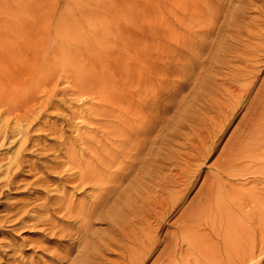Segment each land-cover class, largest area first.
<instances>
[{
	"label": "rangeland",
	"instance_id": "374dc122",
	"mask_svg": "<svg viewBox=\"0 0 264 264\" xmlns=\"http://www.w3.org/2000/svg\"><path fill=\"white\" fill-rule=\"evenodd\" d=\"M0 36L9 41L10 71H30L27 79L20 77L18 83L25 89L37 84L36 95L42 103L29 117L34 119L32 128L20 123L26 132L23 141L0 146V264H59L58 255L62 257L69 247L68 235L80 226L72 221L74 209L83 201L90 205L102 194L88 190L83 195L76 182L65 180L76 171H69L64 164L67 150H73L78 158L85 152L88 160L87 149L100 146L95 144L99 140L108 147L103 138L107 126L93 111L103 99L98 94L83 97L74 85L78 76L98 78L103 73L114 81L120 77V97L143 109L139 120L132 121L133 128L150 132L147 139H153L152 146L148 142L137 144L132 155L108 168V174L125 165L128 169L143 166L153 153L158 154L154 163L158 170L150 179H143L142 186L148 188L141 187L140 193L129 189L135 178L142 180L139 173L137 179L134 167L129 173L135 176H129L135 178L122 183L126 185L124 195L116 199L117 195L106 194L105 203L110 202L113 209L112 204L119 202L120 196H129L130 190L129 204L138 202L131 208L138 204L133 209L146 211L143 215L151 221L148 227L125 225L124 235L132 237L118 234L124 239L122 249L111 246L112 252L108 249L104 260L98 262L264 264V0H0ZM37 54L41 60L34 63ZM5 64L0 60V76ZM78 108H92L83 124L75 119ZM0 115V120L9 116L8 125L14 124L16 114L2 110ZM78 134L84 136V146L76 141ZM164 152L168 158H163ZM101 156L105 154L101 152ZM160 181L164 183L158 186ZM139 196L148 206L153 204L158 215L151 206H147L148 212ZM68 204L73 209L67 217V211L57 208ZM109 207L103 211L107 213ZM105 213L92 222L91 232H109V221L102 216ZM129 213L127 221L132 219ZM133 238L141 241L129 243ZM147 243L154 244L152 253ZM167 244L169 248L176 246L173 252L170 248L172 257L161 254ZM79 246V242L71 246V258Z\"/></svg>",
	"mask_w": 264,
	"mask_h": 264
},
{
	"label": "bare ground",
	"instance_id": "6f19581e",
	"mask_svg": "<svg viewBox=\"0 0 264 264\" xmlns=\"http://www.w3.org/2000/svg\"><path fill=\"white\" fill-rule=\"evenodd\" d=\"M5 52L4 54H6V58L3 57V53ZM13 53V52H12ZM15 55V54H14ZM13 55V56H14ZM9 56H11V49L9 47V41L7 38H4V37H1L0 36V60L2 62H5V66H4V73L1 74L0 76V114L3 110V113L4 114H16L14 118L12 115L11 117H13L15 119V122L13 125L10 126V124L8 125V122L6 120H8L9 116H7L6 120L5 121H2L3 119H1L0 121H2L1 123L3 125L0 126V146H3L5 144H11V143H14V142H19L20 140H22V138H24L26 132L23 131L20 123H24L26 124L27 123V127L30 126L32 124V122H34V119L32 120H29V117H31V115H34L35 113V109L37 107H40L42 105V103H40V98L37 97L36 93H37V89H38V85L37 84H31V86L27 89H25L21 84H19L18 82V79L20 77H25L27 76L28 74H30V71H26V68L24 70L21 71L20 69V64L21 62L23 61V59L21 60V62L19 64H17V66L19 67L20 71L17 70V72L19 71V73L17 74H13V72L10 71L11 68H9ZM108 56V55H107ZM12 57V56H11ZM10 57V58H11ZM70 57V56H69ZM80 57V56H79ZM14 58V57H13ZM16 60H17V57H15ZM71 58V57H70ZM73 58V57H72ZM25 59V58H24ZM76 59V58H74ZM108 59V58H107ZM113 59V58H112ZM13 60V59H11ZM35 63V61H38V60H41V56H39L38 54L34 56V59H32ZM116 60V59H115ZM120 60V59H119ZM28 61V60H27ZM19 62V61H18ZM26 62V61H25ZM76 62V61H74ZM122 62V61H121ZM12 63V61H11ZM107 63V62H106ZM123 63V62H122ZM32 64V62H31ZM74 64V63H73ZM82 64V63H81ZM14 65V64H13ZM22 65V64H21ZM27 65V64H26ZM36 65V64H35ZM70 65V64H69ZM80 65V64H79ZM118 65L120 66L121 63H118ZM23 66H24V63H23ZM52 66V65H51ZM85 66V65H84ZM83 66V68L85 69V67ZM128 66V65H127ZM11 67V66H10ZM16 68V65L14 66ZM33 67V66H32ZM61 67V66H60ZM24 68V67H23ZM22 68V69H23ZM66 68V67H65ZM68 68V67H67ZM71 68V67H70ZM82 68V69H83ZM106 68V67H105ZM104 68V69H105ZM124 68V67H123ZM133 68V67H132ZM50 69V68H49ZM120 69V67H119ZM125 69H127L125 67ZM61 70V69H60ZM92 70V69H91ZM97 70V69H96ZM107 68H106V72H107ZM112 70V69H111ZM115 70V69H114ZM14 71V69H13ZM16 71V70H15ZM47 71H49L47 69ZM46 71V72H47ZM81 70H79V73H80ZM84 71V70H83ZM100 71V70H99ZM118 71V69H117ZM116 71V72H117ZM3 72V71H2ZM1 72V73H2ZM35 72V71H34ZM44 72V70H43ZM53 72V71H51ZM61 72V71H60ZM73 72V71H72ZM75 72V71H74ZM73 72V74H74ZM148 72V71H147ZM16 73V72H14ZM85 73V72H84ZM109 73V72H108ZM107 73V74H108ZM115 73V72H114ZM157 73V72H156ZM159 73V72H158ZM45 74V73H44ZM43 74V75H44ZM59 74V73H58ZM65 76H66V73L64 72ZM72 74V75H73ZM86 74V73H85ZM91 74V73H90ZM96 74V72H95ZM94 74V75H95ZM105 73L101 74V76H98V78H92V75L90 78H87V76H78L77 79L75 80L74 78V85L79 88V92L81 93V95L83 96L84 94H87L89 96H91L92 94L95 95V94H98L99 97L101 99H103L104 102H102L101 107L102 109L100 108V105L99 106H93L94 108V112H96L99 116H100V120L103 121V123L107 126V130L105 131V136L103 137L104 140L108 143V147H106V145L104 143H101L100 140L98 143H95V144H99L100 143V146L98 145V147H95V146H91L89 147L87 150H88V154L90 156V159L86 160V153L83 152V154H81V156L78 158L77 154L75 155L73 150H67L66 151V159H67V162L66 164L64 165H68L69 167V171H76L72 174H69L67 177H66V181H70V182H76V186H78L79 188L82 189V194L84 195L86 191L88 190H98L100 191L102 194L98 197V199H95L93 200L92 202H90V205H86V204H89V203H84L85 201L81 202V204L78 206L77 208L74 209V213L73 215H69L70 213H72V209L69 204L67 206H63V205H59L57 209H61V211L65 210L67 211V217L68 216H71L72 218V221L73 223H80V226L78 228V230L72 234H69L68 237H69V240L67 242H69V244L67 246H69L67 249H64V255L62 257H59L58 255V258H59V264H62L61 262H66L67 264H98L99 262L98 261H102V259L104 260V253H106L108 251V249L111 247V246H114V247H118L122 244V240L124 239H119V235L118 234H121L123 235V238L126 237V238H129L127 236L124 235V227L125 225L128 227V226H133L134 224H141V225H145V226H149V221L150 220V217L149 216H144L143 214L146 212L144 209V213L140 210H136V209H133V208H137L138 207V204H136V207H133L131 208L132 206H134L135 204L132 205L133 202H135V200L132 201V203L129 204V200H132L131 199V196L130 195H133L134 194V191H138L139 190H142L140 189L141 187H146V186H142L143 185V179L145 180L146 177H150L153 176V173H154V170L157 168L158 170V166H156L155 168V158L158 154L156 153H153L154 154V157L152 156L149 163H147V161H145V159H142V164H143V160L146 162L145 164L142 165H139L137 164V166H130V168L128 169L127 168V165L126 168H117L115 169L114 172H111L108 174V168H111V167H115L114 165L118 164V162L120 161V159H123V158H126L130 155H132L134 152V150H136V145L139 144V143H143V142H148L151 144H153L151 141L153 139H151L150 137V141H147V136L148 133L150 134V132L148 133H144L142 130L140 129H136V128H133L132 126V121H136V120H139V117L142 116L143 114V109L141 110V105L139 106H135L133 105L129 100V102L127 100H123V98H121L119 95L120 91H121V84H122V81L120 79V72H118V80L115 78V81L113 80V78L111 79H108L105 75ZM111 74V73H110ZM117 74V73H116ZM126 74V73H125ZM143 74V73H142ZM167 74V73H166ZM42 75V74H41ZM82 75V74H81ZM89 75V74H88ZM93 75V76H94ZM55 76V75H54ZM165 76V75H164ZM31 77V76H30ZM34 77V76H33ZM57 77V76H56ZM96 77V75H95ZM110 77V76H109ZM112 77V75H111ZM125 77V76H123ZM26 78V77H25ZM24 78V79H25ZM65 78V77H64ZM87 78V79H86ZM127 78V77H126ZM142 78V76H141ZM27 79V78H26ZM70 79V78H68ZM120 79V80H119ZM130 79V77H129ZM145 79V78H144ZM31 80V79H30ZM42 80V79H41ZM45 80V78L43 79ZM67 80V78H66ZM124 80V79H123ZM47 81V80H46ZM130 81V80H129ZM28 82V81H27ZM49 82V81H48ZM66 82V81H65ZM70 82V81H69ZM128 82V81H127ZM164 82V81H163ZM38 83V82H37ZM125 83V82H124ZM130 82H128L129 84ZM41 84V83H40ZM72 84V83H70ZM132 84V83H131ZM25 85V84H24ZM53 84H51L52 86ZM67 85V84H66ZM124 85V84H123ZM144 85V84H143ZM142 85V86H143ZM42 86V85H41ZM59 86V85H58ZM70 86V85H68ZM125 86V85H124ZM133 86V85H132ZM46 87V86H45ZM48 87V86H47ZM55 87V86H54ZM74 88V86H72ZM71 87V90H73ZM127 88V87H126ZM149 88V87H148ZM47 90V89H46ZM57 91V90H55ZM123 91V89H122ZM65 92V91H64ZM72 92V91H71ZM75 92V91H73ZM95 92V93H94ZM128 92V91H127ZM132 92V91H131ZM134 92V91H133ZM57 93V92H56ZM105 94L104 96L102 95ZM138 93V92H137ZM49 94V93H48ZM55 94V93H54ZM130 94H133V93H130ZM57 95V94H56ZM60 95V94H59ZM68 95V94H67ZM134 95H136L134 93ZM49 96V95H48ZM58 96V95H57ZM56 96V97H57ZM64 96H66L64 94ZM85 96V95H84ZM83 96V97H84ZM138 96V95H137ZM143 96V95H142ZM46 97V95H45ZM93 97V96H92ZM126 97V96H125ZM148 97V96H147ZM150 97V96H149ZM152 97V96H151ZM49 98V97H48ZM90 98V97H89ZM99 98V99H100ZM140 98V97H139ZM154 98V97H153ZM76 99V98H75ZM94 99V98H93ZM92 99V101H93ZM142 99V97L140 98ZM61 100V99H60ZM91 100V99H90ZM97 100V99H96ZM146 100V99H145ZM62 101V100H61ZM95 101V100H94ZM126 101V102H125ZM43 102V101H42ZM64 98H63V103H64ZM68 102V101H67ZM66 102V103H67ZM73 102V101H72ZM71 102V103H72ZM133 102V101H132ZM142 102V101H141ZM45 103V102H43ZM49 103V102H47ZM62 103V102H60ZM71 103H68V104H71ZM50 104V103H49ZM48 104V105H49ZM53 104V103H51ZM55 104V103H54ZM65 104V103H64ZM91 104V103H90ZM82 105V104H80ZM79 105V108H81V106ZM98 105V104H97ZM157 105V104H156ZM58 106V105H57ZM56 106V107H57ZM68 107V105H66ZM70 106V105H69ZM78 106V105H77ZM83 106V105H82ZM85 106V105H84ZM83 106V107H84ZM154 106V105H153ZM158 106V105H157ZM62 107V106H61ZM76 107V106H75ZM74 107V108H75ZM60 108V107H59ZM73 108V109H74ZM78 108V109H79ZM99 108L101 110H99ZM65 109V107H64ZM146 109V108H145ZM69 110V109H68ZM80 110V109H79ZM90 110H92V108L88 109V110H80V112L77 113V115L75 116V119H80L82 120V124L85 122V116H86V113L89 112ZM71 111H72V107H71ZM167 111V110H166ZM92 112V113H94ZM115 112H117L118 114H116ZM157 112V111H155ZM91 113V114H92ZM153 113V111L151 112ZM151 113L149 114V116L151 115ZM41 114V113H40ZM72 114V113H71ZM75 114V113H74ZM37 115H38V112H37ZM70 115V114H69ZM94 115H96L94 113ZM93 115V116H94ZM4 116V115H3ZM2 116V117H3ZM39 116V115H38ZM59 116V115H58ZM62 116V115H61ZM88 116V114H87ZM90 116V115H89ZM1 117V115H0ZM35 117V116H34ZM63 117V116H62ZM60 117V118H62ZM74 117V116H73ZM152 117H153V114H152ZM71 118V117H70ZM87 118V117H86ZM99 118V117H98ZM145 118V117H144ZM12 119V118H11ZM13 119V120H14ZM31 119V118H30ZM69 119V118H68ZM72 119V118H71ZM70 119V120H71ZM148 119V118H147ZM10 120V119H9ZM91 120V119H90ZM59 121V119H58ZM66 121V120H65ZM66 122L69 123V120H67ZM138 122V121H137ZM148 122V121H147ZM65 123V122H64ZM81 123V122H80ZM157 123V122H156ZM61 124H62V121H61ZM71 124V123H70ZM89 124V123H88ZM150 124V123H149ZM95 125H97L95 123ZM134 125V123H133ZM143 125V124H142ZM156 125V124H155ZM161 125V124H160ZM70 126V125H68ZM67 126V127H68ZM100 126V125H99ZM137 126V125H136ZM151 126H154V125H151ZM25 127V126H23ZM31 127V126H30ZM98 127V125L96 126V128ZM155 127V126H154ZM32 128V127H31ZM90 128V127H89ZM94 128V126H93ZM99 128V127H98ZM97 128V129H98ZM146 128V127H145ZM145 128H143L145 130ZM149 130L151 131V128L148 127ZM43 129V128H42ZM77 129V128H76ZM75 129V130H76ZM27 130V129H26ZM79 130H80V127H79ZM77 130V131H79ZM30 131V129H29ZM90 131V130H89ZM96 131V130H95ZM148 131V130H147ZM160 131V130H159ZM80 132V131H79ZM146 132V130H145ZM75 133V132H74ZM90 133V132H89ZM97 133V131H96ZM99 134V132H98ZM28 135V134H27ZM63 135V134H62ZM96 135V134H95ZM165 135V134H164ZM163 135V136H164ZM90 136H91V133H90ZM162 136V138H163ZM146 137V139H145ZM154 137V135H153ZM69 138V137H68ZM95 138V137H93ZM92 138V139H93ZM98 138V137H97ZM33 139V138H32ZM96 139V138H95ZM165 139V138H164ZM166 139H167V135H166ZM88 140V139H87ZM89 140L90 137H89ZM98 140V139H97ZM23 141V140H22ZM76 141L80 142L83 146H84V143L86 142L85 141V138L84 136L78 134L77 135V138H76ZM92 141V140H91ZM155 141V139H154ZM164 141V140H162ZM168 141V140H167ZM21 142V141H20ZM93 142V141H92ZM5 143V144H4ZM89 143V142H88ZM23 144V143H22ZM140 144V145H141ZM86 145V144H85ZM93 145V144H92ZM139 145V146H140ZM145 145V144H144ZM16 146V145H15ZM74 146V145H73ZM152 146V145H151ZM87 148V147H86ZM21 149V147L19 148ZM25 149V148H24ZM61 149V148H60ZM165 149V148H164ZM86 150V151H87ZM147 150V149H145ZM85 151V150H83ZM167 151V149H166ZM101 152H103L105 154V156H101ZM138 152V151H137ZM158 152V151H157ZM64 153V152H63ZM159 153V152H158ZM165 153V152H164ZM135 155H137L139 157V154L138 153H135ZM17 156V154H16ZM166 153L164 154V157L163 158H166ZM133 157V156H132ZM131 157V158H132ZM82 158V159H81ZM168 158V157H167ZM139 159V158H138ZM57 160V159H55ZM125 160V159H124ZM137 160V159H136ZM135 160V161H136ZM163 160V159H162ZM168 160V159H167ZM134 161V159H133ZM158 161V160H157ZM160 161V160H159ZM95 162V164L93 165V163ZM11 163V162H10ZM122 163V162H121ZM124 163V162H123ZM129 163V162H128ZM159 163V162H158ZM126 164V163H124ZM123 164V165H124ZM13 165V164H12ZM16 166V165H15ZM117 166V165H116ZM120 167H121V164H120ZM129 167V166H128ZM134 167H137L136 169ZM134 168L135 169V172L137 173H133L134 174H140V179L142 180H136L135 177H132V176H129V175H133L132 172L129 173L131 170H134L132 169ZM1 169V168H0ZM62 169V168H61ZM83 169V170H82ZM128 169V171L126 170ZM160 169H162L160 167ZM13 170V169H12ZM67 170V169H66ZM114 170V169H113ZM165 170V169H164ZM127 171V172H126ZM156 171V170H155ZM158 173V172H157ZM160 173V172H159ZM158 173V175L160 176V174ZM66 174V173H65ZM155 174V173H154ZM5 175V174H4ZM7 175V174H6ZM135 176V175H133ZM137 179H139V175H137ZM157 176V174H156ZM131 177V179L129 178ZM4 178V177H3ZM133 178H135V180L133 181L134 182V185L133 183H128V185H133V186H128L129 189L131 191H133V194H131L132 192L129 191V196H130V199L128 198L129 196H127L125 198V196L121 198L120 196V199H119V202H114L112 205H115V207H113L112 209V206L109 207V203H105V196L106 194H108V192H111V194L113 195H117L115 198L118 199V195H121L123 193L124 195V192L125 190L123 189L124 187L122 186V183H126V181H128V179L132 180ZM161 178V177H160ZM158 177V179H160ZM164 178V177H163ZM10 179V178H9ZM148 179V178H146ZM157 179V178H156ZM129 180V182H130ZM154 180V178H153ZM151 180V182L153 181ZM161 181H163V179L161 178L160 179ZM121 182L119 183L121 186H118L119 184H117V186L113 185L112 183L113 182ZM147 181V180H146ZM157 181V180H156ZM160 181V182H161ZM160 182H156L157 183H160ZM153 183V182H152ZM151 183V184H152ZM164 183V182H163ZM163 183L161 182L160 184H157L158 186L159 185H163ZM112 184V185H111ZM116 184V183H114ZM155 184V183H154ZM149 185V184H147ZM122 187V188H121ZM150 187V185H149ZM156 187V185H155ZM127 188V187H126ZM148 188V187H146ZM153 188V187H152ZM163 188V187H162ZM128 189V188H127ZM166 189V187H165ZM123 190V191H122ZM155 191V190H153ZM60 192V191H59ZM139 192V191H138ZM143 192V191H142ZM180 192V191H179ZM140 193V192H139ZM152 193V192H151ZM62 194V193H61ZM180 195V194H179ZM184 195V194H183ZM182 195V196H183ZM89 196V195H88ZM108 196H110L108 194ZM148 196V195H146ZM95 197V195H94ZM185 197V196H184ZM107 198V197H106ZM109 198V197H108ZM113 198V197H112ZM110 197L109 200L112 199ZM113 198V199H115ZM140 196L138 197V200H139ZM149 198V197H148ZM147 198V199H148ZM155 198V197H154ZM161 198V197H160ZM61 198H57L56 200L59 201ZM66 199V198H65ZM85 199H87V197L85 196ZM136 199V198H135ZM141 199V198H140ZM144 199V198H143ZM161 199H165V198H161ZM160 199V200H161ZM70 200V199H69ZM68 200V201H69ZM91 200V199H90ZM108 200V199H107ZM142 200V199H141ZM140 200V201H141ZM167 200V199H166ZM56 201V204H58ZM61 201H64L63 199L60 200ZM88 200H86L87 202ZM114 201V200H112ZM111 201V203H112ZM143 201V200H142ZM145 201V200H144ZM143 201V202H144ZM154 201V200H153ZM158 201V200H157ZM79 202V200H78ZM142 202V204H143ZM162 202V201H161ZM164 202V201H163ZM135 203H138V202H135ZM141 203V202H140ZM147 204V202H144ZM159 203V206H160V202H156L155 204ZM67 204V203H66ZM163 204V203H162ZM169 204V203H168ZM108 205V206H107ZM111 205V204H110ZM166 204H164L165 206ZM170 205V204H169ZM174 205V204H173ZM75 206V207H76ZM148 204L145 205V208H147ZM151 206H154L153 204L152 205H149ZM148 206V208H149ZM163 205H161V208L162 210L164 209L162 207ZM100 207V213L97 212L98 211V208ZM109 207V210L107 211V213H105V209H107ZM156 207V206H155ZM170 208V206H168ZM171 207H174V206H171ZM43 208V207H41ZM46 208V207H45ZM148 208H147V211H148ZM150 208V209H151ZM158 208V207H157ZM160 208V209H161ZM142 209V208H141ZM149 209V210H150ZM153 209V208H152ZM97 210V211H96ZM171 210V209H170ZM128 211H130L131 213V216H132V219H130L129 221H127L125 219V216H126V212L128 214ZM153 211H156L155 209L152 210ZM161 211V210H160ZM168 211V210H166ZM105 213V215L103 214L102 216L103 219L105 220H108L109 221V232L107 234H101V235H97L93 232H91V229H90V226L93 224L92 222L94 220L97 219V217L99 216L100 219L101 218V213ZM142 212V213H141ZM149 212V211H148ZM151 212V211H150ZM151 212V213H152ZM158 211L154 212L155 214L157 213ZM164 213V211H162ZM162 212H161V215H162ZM172 212V210H171ZM129 213V214H130ZM153 213V214H154ZM159 213V212H158ZM169 213V211H168ZM66 214V213H64ZM100 214V215H99ZM108 214H110L108 216ZM147 214V212H146ZM145 214V215H146ZM166 214V213H165ZM158 215V214H156ZM168 215V214H167ZM167 215H165L167 217ZM184 215V214H183ZM164 216V215H162ZM66 217V216H65ZM158 217V216H157ZM169 217V216H168ZM183 217V216H182ZM181 217V219H182ZM156 218V217H155ZM164 218V217H162ZM70 219V218H69ZM99 219V220H100ZM158 219V218H157ZM165 219V218H164ZM163 219V220H164ZM71 220V219H70ZM69 220V221H70ZM152 220H154V218H152ZM161 219H159V222H160ZM162 220V221H163ZM155 221V220H154ZM158 221V220H157ZM182 221V220H181ZM180 222V221H179ZM183 222V221H182ZM70 223V222H69ZM51 224V223H50ZM160 224H163V223H160ZM181 224V222H180ZM183 224V223H182ZM52 225V224H51ZM77 225V224H76ZM184 225H185V221H184ZM78 226V225H77ZM93 226V225H92ZM153 226V225H152ZM163 226V225H161ZM144 227V226H143ZM154 227V226H153ZM186 227V226H184ZM68 228V227H67ZM136 228V227H135ZM151 228V227H150ZM133 229V228H132ZM158 229V228H157ZM162 229V228H161ZM180 229V228H179ZM135 230V229H134ZM149 230V228H148ZM151 230H153L151 228ZM65 231V230H64ZM140 231V229H139ZM154 231V230H153ZM52 232V231H51ZM147 232V231H146ZM139 233V232H138ZM141 233V232H140ZM139 233V234H140ZM66 234V233H65ZM179 234V232H178ZM181 234V232H180ZM179 234V235H180ZM185 234V233H184ZM61 235V234H60ZM136 234H134L135 236ZM142 235V234H141ZM148 235V234H147ZM66 236V235H65ZM64 236V238H65ZM181 236V235H180ZM186 236V235H185ZM132 237V236H131ZM143 237V235L141 236ZM178 237V236H177ZM57 238V237H56ZM61 239V237H59ZM67 238V236H66ZM125 238V240H127ZM182 238V242L184 243L183 239L184 237H181ZM130 239V238H129ZM133 242H129V243H136L135 241H139V239L137 240V238H133ZM144 239V238H143ZM66 240V239H65ZM141 241V239H140ZM139 241V242H140ZM145 241V240H144ZM146 241H149L147 238H146ZM145 241V242H146ZM186 241V240H185ZM64 242V241H63ZM79 242V247L77 248L76 250V254L77 255H74L75 257L71 258V251H73V247L71 246H75V244H78ZM173 242H176V241H173ZM181 242V243H182ZM127 243V241H126ZM155 243V241H154ZM172 243V242H171ZM180 243V242H179ZM144 248L145 247V243L142 241L140 243ZM147 244H150V243H147ZM158 244V243H157ZM164 244V243H163ZM173 244V243H172ZM178 244V243H176ZM175 244V245H176ZM160 245V244H159ZM78 246V245H77ZM123 246V245H122ZM154 246V244H150L147 248L149 252L152 251V247ZM169 246H172V245H169ZM181 246V244H180ZM158 247V246H157ZM183 247V246H182ZM253 247H255L253 245ZM262 247V246H261ZM64 248V247H63ZM128 248V247H127ZM168 244H167V248H164L162 249V255H170L169 253L171 252V249L172 248V252L174 251L173 249L176 248V246L173 248V247H170L168 249ZM120 249H122V247L120 246ZM119 249V250H120ZM124 249V248H123ZM182 249V248H181ZM255 249H257V247H255ZM110 250V249H109ZM118 250V249H117ZM143 250V249H142ZM151 250V251H150ZM262 250V249H261ZM53 251V250H52ZM112 252V250H110ZM131 251V250H130ZM145 251V250H144ZM147 251V252H148ZM251 251V250H250ZM253 251V250H252ZM251 251V252H252ZM258 251V250H257ZM256 251V252H257ZM75 252V251H74ZM114 252V250H113ZM119 252V251H118ZM117 252V253H118ZM154 252V251H153ZM180 252H183V251H180ZM259 252V251H258ZM55 253V252H54ZM121 253V252H120ZM152 253V252H151ZM179 253V252H178ZM261 253V252H259ZM113 254V253H112ZM123 254H124V251H123ZM128 254V253H127ZM127 254H124L125 256ZM133 253H131L129 255V257H131V255H133ZM142 254H143V251H142ZM141 254V256H142ZM249 254V253H248ZM136 255V254H135ZM140 255V254H139ZM145 255V254H144ZM143 255V257H144ZM146 255H148L146 253ZM172 255V253H171ZM170 255V256H171ZM182 257L183 256V253L181 254ZM103 256V257H102ZM160 256V255H159ZM158 256V257H159ZM165 256V258H166ZM249 256V255H248ZM53 257V256H52ZM57 257V256H56ZM119 257H122L121 255ZM129 257L127 259H129ZM133 257V256H132ZM136 257V256H135ZM169 257V256H168ZM172 257V256H171ZM177 257V256H176ZM55 258V256H54ZM53 258V259H54ZM149 258V257H148ZM164 258V257H163ZM181 258V257H180ZM15 259V258H14ZM120 259V258H119ZM133 259V258H132ZM171 259V258H170ZM169 259V260H170ZM182 259V258H181ZM250 259V258H249ZM57 260V259H56ZM125 260V259H123ZM139 260V259H138ZM145 260V259H144ZM157 260V259H156ZM164 260V259H163ZM174 260V259H173ZM256 260V259H255ZM127 261V260H126ZM131 261V259L129 260ZM143 261V259H142ZM165 261V260H164ZM163 261V262H164ZM167 261V260H166ZM181 261V260H179ZM12 262V261H11ZM56 262V261H55ZM54 262V263H55ZM120 262V261H119ZM122 262V261H121ZM128 262V261H127ZM135 262V260L133 261ZM137 262V261H136ZM171 262V261H170ZM53 263V262H52ZM126 263V262H125ZM144 263V261H143ZM168 263V262H167ZM182 263V262H181ZM251 263V262H250ZM254 263V262H253ZM18 264V263H17ZM100 264V263H99ZM103 264H104V261H103ZM107 264V263H106ZM119 264H123L122 263H119ZM127 264V263H126ZM130 264V263H129ZM135 264V263H134ZM137 264V263H136ZM139 264V263H138ZM157 264V263H156Z\"/></svg>",
	"mask_w": 264,
	"mask_h": 264
}]
</instances>
